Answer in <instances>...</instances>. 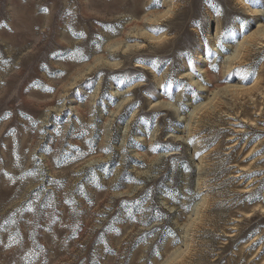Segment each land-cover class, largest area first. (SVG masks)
<instances>
[{
	"label": "rangeland",
	"instance_id": "374dc122",
	"mask_svg": "<svg viewBox=\"0 0 264 264\" xmlns=\"http://www.w3.org/2000/svg\"><path fill=\"white\" fill-rule=\"evenodd\" d=\"M0 264H264V0H0Z\"/></svg>",
	"mask_w": 264,
	"mask_h": 264
},
{
	"label": "snow or ice",
	"instance_id": "6c2138e0",
	"mask_svg": "<svg viewBox=\"0 0 264 264\" xmlns=\"http://www.w3.org/2000/svg\"><path fill=\"white\" fill-rule=\"evenodd\" d=\"M44 11H47V9H44ZM243 78H246V77H243Z\"/></svg>",
	"mask_w": 264,
	"mask_h": 264
}]
</instances>
